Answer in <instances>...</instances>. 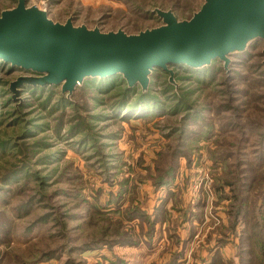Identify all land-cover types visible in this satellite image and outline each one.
<instances>
[{
	"label": "rangeland",
	"instance_id": "374dc122",
	"mask_svg": "<svg viewBox=\"0 0 264 264\" xmlns=\"http://www.w3.org/2000/svg\"><path fill=\"white\" fill-rule=\"evenodd\" d=\"M18 3L0 0V15ZM204 3L26 0L57 22L126 33L163 25L152 10L184 20ZM229 57L179 69L177 88L156 69L165 102L137 112L113 107L121 76L65 101L60 84L12 91L37 73L0 60V264H264V39Z\"/></svg>",
	"mask_w": 264,
	"mask_h": 264
},
{
	"label": "water",
	"instance_id": "95a60500",
	"mask_svg": "<svg viewBox=\"0 0 264 264\" xmlns=\"http://www.w3.org/2000/svg\"><path fill=\"white\" fill-rule=\"evenodd\" d=\"M161 26L137 33L102 31L71 20L57 22L47 10L16 7L0 15V60L31 70L20 76L12 91L24 84H61L73 91L85 75L123 73L129 83L149 81L156 67L208 64L243 50L252 39H264V0H205L189 19L179 20L172 10H156Z\"/></svg>",
	"mask_w": 264,
	"mask_h": 264
},
{
	"label": "trees",
	"instance_id": "16d2710c",
	"mask_svg": "<svg viewBox=\"0 0 264 264\" xmlns=\"http://www.w3.org/2000/svg\"><path fill=\"white\" fill-rule=\"evenodd\" d=\"M159 9V8H158ZM157 9L155 10H152L151 11V14H156L159 18H161L157 11ZM161 10H164V9H161ZM172 10V9H170ZM173 11V10H172ZM174 12V11H173ZM141 31V30H140ZM256 39H259V38H256ZM256 39H252L248 42V44L250 42H253L254 40ZM247 44V45H248ZM247 48V46H246ZM245 48V49H246ZM245 49L243 50H235L233 52H231L230 54H233V53H237V52H243ZM229 54V56H230ZM230 58V57H229ZM214 60H221L223 61L222 59H219V58H216V59H213L210 63L208 64H202V65H186V64H177V63H174V64H171L169 65V68L171 69V71L169 70H166V69H163L161 67H156L155 69H153L150 74H149V81L147 83L146 86H144L141 82L137 81L135 83H129L127 81V79L124 77L123 73H117V74H113V75H108V76H99V75H85L84 78L82 79L81 83L76 85V87L73 89V91H69V90H63V86L61 85V97L65 100V101H70L72 100L73 98V95L74 93L79 89V88H82L85 86L86 82L88 80H104V79H107V78H115L117 76H121V78L119 79L120 81H118V83H114L113 86L115 85H124V88H123V92L121 94V99L118 100L117 102L114 103V106L113 107H116L117 110H123V111H135L137 112V110H141V109H145V110H148V109H160L162 106V104L165 102L164 100H161V98L156 95L155 93L152 92V87H151V84H152V75L154 73V71L156 69H160V70H163L164 72L170 74V76H172V78L170 79V83L171 85H173L174 88H177L179 85H177V83L173 80V75H178L179 73V69H182V70H185V71H191L193 72L192 70H200V68H204V67H208L209 65L212 64V62ZM225 62V61H223ZM231 63V58H230V61ZM1 64V62H0ZM264 64V63H263ZM225 65H229L228 64H225ZM189 76H192L191 74H189ZM53 85H57V84H46V86H53ZM34 86H45V85H34ZM11 91V90H10ZM179 91V90H178ZM179 99H184L183 95H181V97L179 96L178 97ZM179 104L180 103H175L173 104L172 108L174 111H178L179 110ZM182 106H187L189 108H192V105H190L191 103H188L187 101H183L182 103ZM151 105H154V106H151ZM192 110V109H191ZM135 112V113H136ZM200 110L196 109V110H193V111H185L184 113V118H188V120L190 118L194 119V120H197V118L201 115L200 114ZM75 127V126H74ZM173 168V167H172ZM172 171V169H171ZM168 180H164V182H167ZM246 202V201H245ZM244 209V206H240L237 210V213H241L242 212L244 214H246V211L243 210ZM125 211H130V217H134V212L136 213H141V211L139 209H137L136 207H133L131 208V210H129V207L125 208ZM259 215H261V213L259 212ZM264 216V215H262ZM258 223V227H259V232H263L264 231V223H262L261 221H257Z\"/></svg>",
	"mask_w": 264,
	"mask_h": 264
},
{
	"label": "bare ground",
	"instance_id": "6f19581e",
	"mask_svg": "<svg viewBox=\"0 0 264 264\" xmlns=\"http://www.w3.org/2000/svg\"><path fill=\"white\" fill-rule=\"evenodd\" d=\"M106 76H108V75H106Z\"/></svg>",
	"mask_w": 264,
	"mask_h": 264
}]
</instances>
